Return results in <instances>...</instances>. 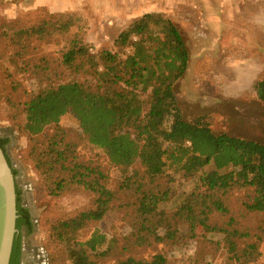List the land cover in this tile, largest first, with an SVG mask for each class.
<instances>
[{"label":"trees","instance_id":"trees-1","mask_svg":"<svg viewBox=\"0 0 264 264\" xmlns=\"http://www.w3.org/2000/svg\"><path fill=\"white\" fill-rule=\"evenodd\" d=\"M84 25L74 24L69 17L59 24L43 21L28 28L22 24L0 26V41L8 48L0 50L2 67L10 60L16 62L17 48L24 46L25 39L67 35L77 26L78 33L70 39L62 62L72 75H87L95 82L93 88L76 79L43 88L25 104L23 132L32 143L28 159L40 177L41 189L51 197L76 190L95 197L91 209L50 224V241L67 247L72 264H105L103 258L110 252L107 236L98 230L84 242L77 236L91 223L102 221L114 209V203L122 200L120 205L130 208L132 230L128 241L134 246L173 243L179 235V222L185 221L200 224L209 232L225 233L229 250L238 257L234 238H249V234L213 224L212 218L230 213L227 196L236 190L251 191L245 202L248 212L264 214V141L217 132L204 119L184 116L178 91L190 54L172 20L161 14H146L123 31L119 45L133 48L126 60L107 50L91 55ZM253 87L264 105V77ZM142 94L147 95V101ZM67 115L75 119L80 136L71 138L61 128L60 121ZM50 127L55 132L45 134ZM78 139H86L117 168L128 170L139 165L140 169H134L119 181L117 190H112L99 166L80 159ZM8 142L0 139V146ZM210 165L213 170L205 172ZM169 172L180 173L193 182L192 190L171 216L160 208L170 191L152 186L165 177L172 182L174 177ZM13 173L16 176L18 172ZM17 209L19 232L10 264H21L22 230L31 235L35 229L29 209L22 206L19 190ZM110 264L170 263L165 254L159 253L149 259L127 257Z\"/></svg>","mask_w":264,"mask_h":264},{"label":"rangeland","instance_id":"rangeland-1","mask_svg":"<svg viewBox=\"0 0 264 264\" xmlns=\"http://www.w3.org/2000/svg\"><path fill=\"white\" fill-rule=\"evenodd\" d=\"M105 1L75 0L77 4L72 9L53 12L47 6L33 8L23 0H3L0 26L22 24L28 28L43 21L59 24L71 17L76 25L86 24L83 28L91 55L107 50L126 60L133 48L119 45L120 34L146 14H161L178 26L190 54L178 91L184 116L189 120L204 119L217 132L264 141V105L258 101L253 87L264 77V0H111V4ZM76 33L77 26L67 35L25 39L24 46L17 48L16 62L13 59L8 66H0V138L9 139L6 147L11 167L18 172L16 188L35 228L31 235L25 228L21 232L23 264H72L67 247L50 241V224L94 206L95 197L84 190L51 197L41 189L40 177L28 159L32 143L23 132L25 104L43 88L74 79L95 87L91 77L74 76L63 65V55ZM5 48L8 49L1 40L0 50ZM100 70H104L102 62ZM142 98L148 100L146 94ZM60 126L69 137L80 136L81 130L72 116H64ZM54 132L50 127L45 134ZM77 154L85 163L101 168L112 190H117L119 181L134 169H140L139 165L128 170L115 167L86 139H78ZM211 170L212 165L204 171ZM169 173L174 177L172 182L165 177L152 186L170 191L160 208L171 216L192 190L193 182L180 173ZM250 195L248 190L234 191L227 196L230 213L212 218L213 224L249 234V238H234L238 257L229 250L225 233L209 232L200 224L185 221L179 222V235L173 243L134 246L128 241L132 230L130 208L122 207V200L114 203V209L102 221L80 231L77 240L84 242L97 230L105 234L110 251L103 258L105 264L127 257L149 259L159 253L165 254L170 264H264V214L248 212L245 202ZM230 222L233 224L229 225ZM193 234L197 238H190ZM98 261L101 263V257Z\"/></svg>","mask_w":264,"mask_h":264},{"label":"water","instance_id":"water-1","mask_svg":"<svg viewBox=\"0 0 264 264\" xmlns=\"http://www.w3.org/2000/svg\"><path fill=\"white\" fill-rule=\"evenodd\" d=\"M0 186L7 197L5 222L0 232V264H10L14 240L18 234L17 188L16 178L8 159L0 147ZM6 225V226H5Z\"/></svg>","mask_w":264,"mask_h":264},{"label":"crops","instance_id":"crops-1","mask_svg":"<svg viewBox=\"0 0 264 264\" xmlns=\"http://www.w3.org/2000/svg\"><path fill=\"white\" fill-rule=\"evenodd\" d=\"M23 1L28 6H31L33 8L47 6L53 12L70 10L73 7H75L77 4L75 3V0H23ZM101 3H103V1H101ZM105 3L111 4L112 2L111 0H106Z\"/></svg>","mask_w":264,"mask_h":264},{"label":"bare ground","instance_id":"bare-ground-1","mask_svg":"<svg viewBox=\"0 0 264 264\" xmlns=\"http://www.w3.org/2000/svg\"><path fill=\"white\" fill-rule=\"evenodd\" d=\"M7 197H4V192L1 190V186H0V232L4 226V222H5V209H6V205H7ZM6 226V225H5Z\"/></svg>","mask_w":264,"mask_h":264},{"label":"flooded vegetation","instance_id":"flooded-vegetation-1","mask_svg":"<svg viewBox=\"0 0 264 264\" xmlns=\"http://www.w3.org/2000/svg\"><path fill=\"white\" fill-rule=\"evenodd\" d=\"M7 145H8V143L4 147H1V146L0 147L3 149V151H4V153H5L6 157H7V159L10 160V157H9V154H8V151H7V147H6ZM22 253H23V245H22ZM21 264H23L22 263V259H21Z\"/></svg>","mask_w":264,"mask_h":264},{"label":"built area","instance_id":"built-area-1","mask_svg":"<svg viewBox=\"0 0 264 264\" xmlns=\"http://www.w3.org/2000/svg\"><path fill=\"white\" fill-rule=\"evenodd\" d=\"M131 50H129V52H130Z\"/></svg>","mask_w":264,"mask_h":264}]
</instances>
